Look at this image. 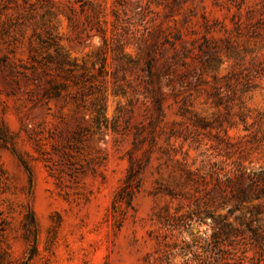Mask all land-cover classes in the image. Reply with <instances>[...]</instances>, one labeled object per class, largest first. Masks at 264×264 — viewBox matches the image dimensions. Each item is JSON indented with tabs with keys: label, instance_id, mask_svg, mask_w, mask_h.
I'll use <instances>...</instances> for the list:
<instances>
[{
	"label": "rangeland",
	"instance_id": "374dc122",
	"mask_svg": "<svg viewBox=\"0 0 264 264\" xmlns=\"http://www.w3.org/2000/svg\"><path fill=\"white\" fill-rule=\"evenodd\" d=\"M82 3L0 0V264H264V0Z\"/></svg>",
	"mask_w": 264,
	"mask_h": 264
},
{
	"label": "trees",
	"instance_id": "16d2710c",
	"mask_svg": "<svg viewBox=\"0 0 264 264\" xmlns=\"http://www.w3.org/2000/svg\"><path fill=\"white\" fill-rule=\"evenodd\" d=\"M82 1L83 0H76V2L80 3L81 6L86 5V4L82 3ZM86 1H87V4L90 2V0H86ZM41 45H42V47L54 46V48H55L54 52H55L56 58H58L59 66H63L64 64H66L65 58H64V56L61 57L60 50L56 46V44H54V43L49 44V41L46 39V40L41 41ZM44 59H45V61L53 60L49 55H47ZM103 66H104V59L102 60V64H101L100 68L103 69ZM68 71L71 72L70 69ZM47 84H48V86L42 91L41 99L39 100V102L42 101V102H44V104H45V102H48L51 99L58 98L60 95L61 89H63V86L61 84H56L51 79H49L47 81ZM155 103L158 104L159 99H155ZM80 106L83 108L85 107V105L82 103ZM92 110L95 113L96 122L97 123L103 122L100 120L101 114L103 112L102 104L101 103L93 104ZM257 176H259L261 179L264 180V175L262 172H260ZM249 181H251V178ZM238 192L241 193L242 196L244 195V193L242 191H238ZM229 213L232 214L233 211H230ZM205 217H210L212 224H213L212 236H211L213 247L217 246L219 243L229 241L230 237L235 234L234 232H237V230H235L229 224L226 223L225 218H216L214 216H211V214H205ZM251 223H252V220H250L249 223H244L243 227L249 233L250 240L253 243L254 247L257 248L259 252L264 253V226H256V227L252 228L250 226ZM238 233H240V232H238Z\"/></svg>",
	"mask_w": 264,
	"mask_h": 264
}]
</instances>
